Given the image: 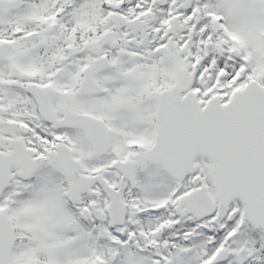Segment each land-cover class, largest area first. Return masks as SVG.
<instances>
[{
	"label": "snow or ice",
	"instance_id": "6c2138e0",
	"mask_svg": "<svg viewBox=\"0 0 264 264\" xmlns=\"http://www.w3.org/2000/svg\"><path fill=\"white\" fill-rule=\"evenodd\" d=\"M0 264H264V0H0Z\"/></svg>",
	"mask_w": 264,
	"mask_h": 264
}]
</instances>
